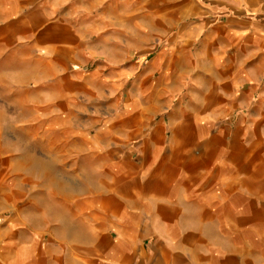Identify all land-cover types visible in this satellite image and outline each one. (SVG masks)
<instances>
[{
  "label": "crops",
  "instance_id": "crops-1",
  "mask_svg": "<svg viewBox=\"0 0 264 264\" xmlns=\"http://www.w3.org/2000/svg\"><path fill=\"white\" fill-rule=\"evenodd\" d=\"M35 6L13 40L44 97L0 98L24 123L0 141V264H264V0Z\"/></svg>",
  "mask_w": 264,
  "mask_h": 264
},
{
  "label": "rangeland",
  "instance_id": "rangeland-1",
  "mask_svg": "<svg viewBox=\"0 0 264 264\" xmlns=\"http://www.w3.org/2000/svg\"><path fill=\"white\" fill-rule=\"evenodd\" d=\"M10 1L11 0H5L4 25L0 26L1 30L4 32L5 37V41L3 43V54L0 50V98H4L5 100V114H13V112H15V108L22 109L24 106L27 105L25 104V102L28 101V99L30 98L36 97L37 99H40L44 97V94L40 92L39 89H37V94H34L35 91L33 90L34 87H40L39 84L41 80L44 81V78L40 79V76L42 77L43 75H37V80L35 81V75L27 72L31 69V63L29 62L30 60L28 57H23L20 55V43L15 42L13 40V38L19 34H28L27 30L23 29L22 26H18L17 23L19 18L23 15H28L29 13L33 12L34 7H36V3H39V1L44 0L28 1L27 3H25L24 6L19 9V11H14L10 9V5H8L10 4ZM139 1L140 0H133L134 3ZM148 1L152 2L153 0ZM38 12H41L43 14H41V16H44V14H46L44 10ZM140 13V10L134 9L133 18H140ZM61 76V74L53 75L54 81H59ZM136 77L137 74H133L130 80L134 81L136 80ZM125 93V88H122L118 91L117 95L118 97L124 98ZM18 102L21 103L20 106ZM82 108H84L85 111L88 112L91 111L93 108L103 109L104 107L85 106ZM37 110L39 114H45L49 112L45 111L44 106L38 107ZM22 126H24V123L0 121V141L4 143L6 142L8 144V147L12 146L14 136L18 135V131L23 129ZM20 135L22 136V133H20Z\"/></svg>",
  "mask_w": 264,
  "mask_h": 264
},
{
  "label": "built area",
  "instance_id": "built-area-1",
  "mask_svg": "<svg viewBox=\"0 0 264 264\" xmlns=\"http://www.w3.org/2000/svg\"><path fill=\"white\" fill-rule=\"evenodd\" d=\"M4 223V216L0 215V227Z\"/></svg>",
  "mask_w": 264,
  "mask_h": 264
}]
</instances>
